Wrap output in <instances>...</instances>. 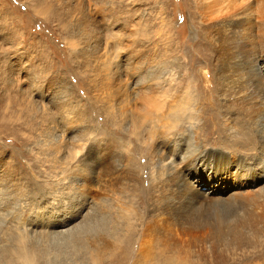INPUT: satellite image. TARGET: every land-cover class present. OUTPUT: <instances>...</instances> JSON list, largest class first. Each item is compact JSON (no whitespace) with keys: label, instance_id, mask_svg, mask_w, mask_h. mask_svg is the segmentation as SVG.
<instances>
[{"label":"rangeland","instance_id":"1","mask_svg":"<svg viewBox=\"0 0 264 264\" xmlns=\"http://www.w3.org/2000/svg\"><path fill=\"white\" fill-rule=\"evenodd\" d=\"M197 7L195 0H0V251L5 249L0 264L21 263L10 255L12 245L19 248L21 235L25 245H31L29 249L37 247V251L44 244L54 248L61 232L94 217L97 220L98 208L92 199L98 204L113 192L104 191L102 179H97L91 199L81 193L69 194L76 191L69 184L78 179L77 168L72 172L66 165L65 169L59 166L72 161L70 156H76L72 151L84 142L89 143L84 153L91 151L89 163L114 164V177H105L112 181L110 188L117 189V177L126 176L127 167L131 168L134 173L128 182L132 187H122L117 193L133 199H129L133 206L143 212L142 225L150 221L156 225L140 230L129 257L115 259L119 251L116 248L112 255V245L105 253L90 251V259H83V264H96L91 259L96 256L100 258L97 264H264V196H258L264 189L263 180L244 192L261 216L254 218L251 234L246 228L242 237L232 238L240 240L237 245L228 238L216 242L209 228L184 232L150 213L161 206L168 191L159 189L155 158L137 173L130 161L137 154L128 155L126 147L133 150V141L141 132L131 134L116 117L122 99L114 90L121 83L129 89L133 74L142 78L148 74L128 71L130 66L169 65L175 69L176 80L187 81L191 76L204 85L214 81L211 66L197 57L204 47L211 49L220 34L206 28L208 21ZM231 76L236 81L239 73L233 71ZM249 107V102L231 105L227 112ZM229 129V146L241 152L240 136L257 135L243 115H236ZM203 134L210 137L213 129L206 127ZM248 146L244 145L243 152ZM250 157L243 158L248 163ZM262 165L255 164V171ZM135 178L145 189L134 188L138 186ZM75 183L79 188L80 181ZM209 209L187 211L186 215L216 226L225 220V232L240 223V213L231 207ZM61 222L68 225L52 226ZM198 236L210 240L201 242ZM210 242H215L213 249Z\"/></svg>","mask_w":264,"mask_h":264},{"label":"bare ground","instance_id":"2","mask_svg":"<svg viewBox=\"0 0 264 264\" xmlns=\"http://www.w3.org/2000/svg\"><path fill=\"white\" fill-rule=\"evenodd\" d=\"M195 3L200 15L208 21L206 28L220 34L212 42V48L204 47V53L197 57L211 66L214 81L210 82L209 78L210 83L205 86L203 80L191 76L187 81L176 80L173 73L175 69L169 65L148 68L130 66L128 71H146L148 74L144 78L133 74L129 78V89L121 83L120 88L114 90L122 99L116 117L126 123L131 134L138 130L141 132L133 141L134 149L126 147L128 155H138L130 156L134 167L137 166V173L143 172V168L148 167L155 158L159 189L161 193L168 191L161 206L150 210V213L163 221L171 222L184 232H200L209 228L215 234L216 242L228 238L237 245L240 240L232 238L242 237L245 232L243 229L253 230L254 218L261 216L257 212L256 203L249 202L244 192L264 181V0H195ZM233 71L239 73L236 81H232ZM182 73L187 74L184 71ZM246 102L250 104L249 110L242 108L244 111L227 112L229 106H240ZM236 115L247 117L257 134L249 132L240 136L239 147L242 152L237 151L235 145L229 146L227 142L229 122H234ZM206 127L213 129L212 136L203 134ZM242 137H245L244 140ZM246 144L249 146L243 152ZM88 145L86 142L82 147L77 145L72 151L76 156H70L73 160L58 164L63 168L66 165L65 168L72 172L77 168L75 176L80 185L77 188L76 180L71 179L69 188L75 187L76 191H70L69 194L73 192L76 196L81 193L91 199L89 195L92 187H96L97 179H102L103 183L99 184L104 191L113 192L111 198L106 196L98 204L92 199L98 208L97 220L94 217L91 221L84 224L80 222L64 233L61 232L54 244L57 247L49 248L44 244L37 251V247L29 249L31 245L27 247L25 236L21 235L18 238L19 248L12 245L13 252H10L15 259L19 258L20 264H77V261L83 264L84 260L90 259V251L96 253L101 250L105 253L112 245H115L111 249L112 255L116 248L119 251L115 259H124L132 254L131 246L137 241L140 230L143 227L145 230V226L156 225L152 221L142 225L143 212L133 206V202H130L133 199L117 193L122 187H132L128 182L132 181L130 174L134 173L131 168L127 167L126 176L117 177V189L110 188L109 184L113 186L112 181H107L105 177H114V164L103 160L89 163L91 151L84 153ZM246 154L251 156L249 160L255 164L263 163L261 168L257 167L260 171H255L254 163L244 160ZM77 161L79 165L76 164ZM260 173L263 175L259 178ZM136 176L143 180L139 174ZM140 179L135 178L138 183V186L134 185L135 189H145ZM207 188L211 191L207 192ZM258 196H264V189ZM136 204L139 206V203ZM216 207L235 209L240 213V223L228 227L225 232V220L221 219L222 223L216 226L204 219L194 221L196 219L186 215L187 211L200 212ZM67 225L61 222L52 226ZM198 239L201 242L210 240L203 236H198ZM213 245L215 247V242H210L209 248L213 249ZM4 250L0 251V258H3ZM91 259L97 264L100 258L96 256Z\"/></svg>","mask_w":264,"mask_h":264}]
</instances>
